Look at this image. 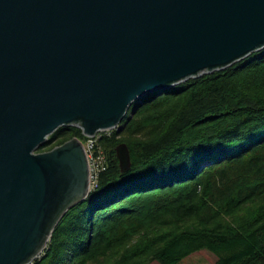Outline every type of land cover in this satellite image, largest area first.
<instances>
[{
  "label": "water",
  "instance_id": "1",
  "mask_svg": "<svg viewBox=\"0 0 264 264\" xmlns=\"http://www.w3.org/2000/svg\"><path fill=\"white\" fill-rule=\"evenodd\" d=\"M263 48L264 0H0V264H27L59 204L89 190L81 141L36 153L47 136L113 128L135 102L132 115ZM116 154L129 171L125 142Z\"/></svg>",
  "mask_w": 264,
  "mask_h": 264
},
{
  "label": "trees",
  "instance_id": "2",
  "mask_svg": "<svg viewBox=\"0 0 264 264\" xmlns=\"http://www.w3.org/2000/svg\"><path fill=\"white\" fill-rule=\"evenodd\" d=\"M160 91L98 139V187L59 204L33 264H181L202 250L215 264H264V48ZM73 137L61 126L39 149Z\"/></svg>",
  "mask_w": 264,
  "mask_h": 264
},
{
  "label": "bare ground",
  "instance_id": "3",
  "mask_svg": "<svg viewBox=\"0 0 264 264\" xmlns=\"http://www.w3.org/2000/svg\"><path fill=\"white\" fill-rule=\"evenodd\" d=\"M206 74V73H205ZM194 78V77H193ZM188 80V79H187ZM186 81V80H185ZM182 82H184V81H182ZM182 82H180V83H182ZM180 83H178V84H180ZM177 85V84H176ZM175 86V85H174ZM129 111V110H128ZM128 113V112H127ZM127 113H126V115H127ZM125 115V116H126ZM125 116H124V118H125ZM123 118V119H124ZM123 119H122V121H123ZM122 121L117 125V126H115V127H113V128H109V129H101V130H97L95 133H94V135L95 134H98L99 132H101V135L97 138V141H96V143H95V146H94V155L96 156V157H98L99 159H98V163H99V165H98V173H97V177H96V183H95V185H93L92 183H91V180H90V186H89V190L87 191V193H86V195L84 196V198L81 200V201H83V200H85V199H87L88 198V196L91 194V192H93L94 190H96V188L98 187V183H99V174H100V172L102 171V170H104L105 168H106V154H105V152L102 150V149H96V145H97V142H98V139L102 136V135H104V134H110L113 130H118L121 126H122ZM65 126V125H64ZM66 126H75V127H78L79 128V125H77V124H70V125H66ZM61 127V126H60ZM58 129V128H57ZM56 129V130H57ZM80 129V128H79ZM81 130V129H80ZM82 131V130H81ZM77 139H79L80 141H81V143H82V139H80V138H77ZM50 140V135L49 136H47V138H46V142H48ZM69 141V140H68ZM45 142V143H46ZM64 144V143H63ZM62 144V145H63ZM85 145V141L82 143V145ZM83 145V147H85ZM59 146H61V145H59ZM38 149V148H37ZM37 149L35 150V152L36 153H40V152H37ZM54 149V148H53ZM85 150H86V147L84 148ZM52 150V149H51ZM48 151H50V150H48ZM88 158V157H87ZM88 162H89V160H88ZM89 166H90V174H91V165H90V162H89ZM120 167V166H119ZM52 232H53V229H52ZM52 232H51V235H52ZM51 235L49 236V239H48V241L45 243V245L43 246V248L27 263V264H33V262L37 259V258H39V257H41V255H42V253L44 252V250H45V248L47 247V245H48V243H49V241H50V238H51Z\"/></svg>",
  "mask_w": 264,
  "mask_h": 264
},
{
  "label": "built area",
  "instance_id": "4",
  "mask_svg": "<svg viewBox=\"0 0 264 264\" xmlns=\"http://www.w3.org/2000/svg\"><path fill=\"white\" fill-rule=\"evenodd\" d=\"M79 128L82 130L81 133H82V142L85 141V147H86V154H87V157H88V160L90 162V165H91V174H90V180H91V183L93 185H95L96 183V177H97V173H98V157H96L94 155V146H95V143L97 141V138L101 135V132H99L98 134H95V135H87L84 133V130L81 128V126H79Z\"/></svg>",
  "mask_w": 264,
  "mask_h": 264
},
{
  "label": "rangeland",
  "instance_id": "5",
  "mask_svg": "<svg viewBox=\"0 0 264 264\" xmlns=\"http://www.w3.org/2000/svg\"><path fill=\"white\" fill-rule=\"evenodd\" d=\"M37 152H45V151H41L38 148ZM215 259H216L215 255L208 252L207 250H202L184 259L181 264H215ZM150 264H159V263L156 261H152L150 262Z\"/></svg>",
  "mask_w": 264,
  "mask_h": 264
},
{
  "label": "flooded vegetation",
  "instance_id": "6",
  "mask_svg": "<svg viewBox=\"0 0 264 264\" xmlns=\"http://www.w3.org/2000/svg\"><path fill=\"white\" fill-rule=\"evenodd\" d=\"M82 143H83V142H82ZM55 147H56V146H55ZM55 147H54V148H55Z\"/></svg>",
  "mask_w": 264,
  "mask_h": 264
}]
</instances>
